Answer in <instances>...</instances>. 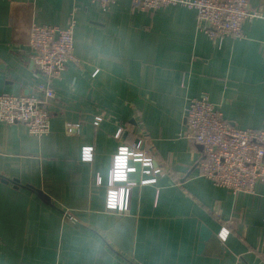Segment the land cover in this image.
Here are the masks:
<instances>
[{
	"label": "crops",
	"instance_id": "crops-1",
	"mask_svg": "<svg viewBox=\"0 0 264 264\" xmlns=\"http://www.w3.org/2000/svg\"><path fill=\"white\" fill-rule=\"evenodd\" d=\"M249 4L260 16L244 37L218 40L179 6L140 12L116 0L103 13L90 0H0V95L41 82L32 25L73 21L78 60L51 82L47 135L0 123V176L18 184L0 182V264H264V181L235 195L214 186L196 168L201 146L184 138L189 100L203 95L231 125L264 128V0ZM145 136L163 172L136 166L127 211L106 209L114 156Z\"/></svg>",
	"mask_w": 264,
	"mask_h": 264
},
{
	"label": "built area",
	"instance_id": "built-area-1",
	"mask_svg": "<svg viewBox=\"0 0 264 264\" xmlns=\"http://www.w3.org/2000/svg\"><path fill=\"white\" fill-rule=\"evenodd\" d=\"M103 13L109 12L116 0H90ZM179 6L195 13L196 30L210 39H242V26L260 11L251 8L249 0H130L132 11L154 12L161 8ZM74 22L65 28L32 25L28 45L32 63L41 77L35 91L28 95H0V123L23 124L33 136L49 133V107L55 98L51 82L59 78L69 63L78 60L73 47ZM95 121L102 118L96 117ZM97 123V122H96ZM70 128V126H67ZM184 138L201 146L202 157L196 162L199 174L216 187L229 193H252L259 181H264V128H239L231 125L207 96L189 100L184 115ZM120 131L115 138L119 139ZM142 143V144H141ZM145 137L132 146L119 147L107 178L105 208L125 212L130 189L135 184L129 178L140 167L141 175H158L162 168L152 165L153 150H143ZM144 148V147H143ZM90 148L81 159H92ZM154 182L142 179L140 184ZM264 223V214H263Z\"/></svg>",
	"mask_w": 264,
	"mask_h": 264
},
{
	"label": "water",
	"instance_id": "water-1",
	"mask_svg": "<svg viewBox=\"0 0 264 264\" xmlns=\"http://www.w3.org/2000/svg\"><path fill=\"white\" fill-rule=\"evenodd\" d=\"M0 182H3V183L10 182L13 185L18 186L16 180H7V179L3 178L2 176H0ZM26 188L28 190H31L32 192H34V194H36L41 200H44L46 202V204L51 205L50 201H49V198L46 195H44L42 192H40L39 190H34L31 186H26ZM208 236H209V231L206 230V228H202L201 236H200L201 240H200L199 247H201L202 242L207 240Z\"/></svg>",
	"mask_w": 264,
	"mask_h": 264
},
{
	"label": "rangeland",
	"instance_id": "rangeland-1",
	"mask_svg": "<svg viewBox=\"0 0 264 264\" xmlns=\"http://www.w3.org/2000/svg\"><path fill=\"white\" fill-rule=\"evenodd\" d=\"M145 141H146V143H149L150 140H149V138H147V137L145 136ZM137 142H138V140H137ZM137 142H136V143H137ZM152 148H153V146H152Z\"/></svg>",
	"mask_w": 264,
	"mask_h": 264
}]
</instances>
